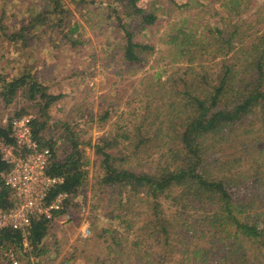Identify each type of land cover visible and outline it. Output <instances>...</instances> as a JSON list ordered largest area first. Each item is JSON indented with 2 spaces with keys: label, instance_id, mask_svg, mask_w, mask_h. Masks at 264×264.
Returning <instances> with one entry per match:
<instances>
[{
  "label": "trees",
  "instance_id": "16d2710c",
  "mask_svg": "<svg viewBox=\"0 0 264 264\" xmlns=\"http://www.w3.org/2000/svg\"><path fill=\"white\" fill-rule=\"evenodd\" d=\"M142 1L108 0L123 31L120 56L127 63L144 62L156 50L136 39V29L171 16L163 0ZM70 2L40 0L26 9V25L8 33L1 17L0 30L26 45L27 34L40 30L51 41L61 34V42L78 46L82 26ZM196 2L217 22L205 31L170 26L168 43L178 59L184 58V71L173 80H159V96L140 104L131 128L109 132L93 146L99 162L92 189L126 190L118 205L128 216L120 222L127 234L116 237L113 248L93 264H264V8L254 10V0ZM18 95L28 105L15 115L35 109L34 137L52 150L47 173L64 177L51 195L69 193V208L88 185L90 162L81 147L82 129L66 121L50 124L51 108L62 95L37 77L27 71L11 79L0 75L2 102L8 106ZM155 101L167 109L154 107ZM54 127L63 129L59 137ZM10 131L0 123V139L11 142ZM8 169L0 153L4 209L12 205V190L2 178ZM51 225L34 220L27 249L20 230L5 228L0 246L23 252L22 264L54 262L46 242ZM60 252L57 246L55 256ZM0 258L4 262L1 253Z\"/></svg>",
  "mask_w": 264,
  "mask_h": 264
},
{
  "label": "rangeland",
  "instance_id": "374dc122",
  "mask_svg": "<svg viewBox=\"0 0 264 264\" xmlns=\"http://www.w3.org/2000/svg\"><path fill=\"white\" fill-rule=\"evenodd\" d=\"M39 1L0 0V18H3L7 32L13 33L26 25V9ZM245 1L249 4L253 0ZM254 1L257 5L254 10L264 8V0ZM163 2L171 16L166 15L155 26L135 31L137 40L150 42L156 48L154 54L141 63H127L121 59L123 31L118 27L108 0L70 2L82 26V44L78 46L61 42V34H54L51 41L40 30L27 34L26 45L23 41L10 40L0 30V75L11 79L27 71L50 86L52 93L61 94V99L51 108L50 124L66 121L81 128V147L90 162L88 185L80 196L73 199V205L67 210L70 221L63 225H51L46 242L53 250L50 256L55 261L48 260L42 264H93L113 248L116 237L127 234V229L123 228L125 225L120 222L128 216L124 215L125 208L118 205V199L126 197V190L119 187L92 189L95 165L99 162L93 146L109 132L117 133L122 132V128H131L132 118L135 117L133 114L140 104L146 105L149 100H156L154 98L159 96V80H173V75L175 79L184 71L185 64L181 61L184 58L178 59L176 49L168 43L170 26L176 24L177 28L189 31H205L208 25L217 22L216 17L209 18L205 9L196 6V0ZM119 10L122 12V7ZM210 11L216 13L217 8L212 6ZM59 42L61 45L55 47ZM158 104L167 109L164 102H156L154 107ZM26 105L28 102L25 103L19 95L8 106L0 98V123L10 119ZM33 111L36 112L35 109ZM106 112V120L100 119ZM53 131L59 137L63 129L54 127ZM154 143L153 146L159 144ZM154 149L148 150V156ZM140 193L143 194L144 190L141 189ZM133 197L132 200H136V196ZM132 207L138 211L136 204ZM84 221L90 222L92 229L91 236L87 238L80 231ZM57 246H60L61 252L56 257ZM17 252L20 258L23 257V252ZM4 262L0 258V264ZM21 262L26 260L22 258Z\"/></svg>",
  "mask_w": 264,
  "mask_h": 264
},
{
  "label": "built area",
  "instance_id": "2783aa9c",
  "mask_svg": "<svg viewBox=\"0 0 264 264\" xmlns=\"http://www.w3.org/2000/svg\"><path fill=\"white\" fill-rule=\"evenodd\" d=\"M34 116L28 112L4 120L2 124L10 126L9 137L12 141L0 139L2 159L9 165V169L2 173V178L4 184L12 190L11 207L4 209L0 206V235L8 227L20 230L25 249L30 248L28 236L34 220L45 219L50 224L63 225L71 219L67 212L69 193L51 195L64 182V177L47 173L53 153L49 147L40 146L34 137ZM80 231L84 238L90 237V222L84 221ZM0 248L6 264H22L15 248Z\"/></svg>",
  "mask_w": 264,
  "mask_h": 264
}]
</instances>
